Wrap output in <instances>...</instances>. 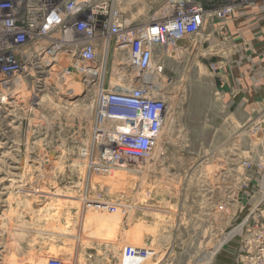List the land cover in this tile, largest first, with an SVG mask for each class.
<instances>
[{
	"label": "rangeland",
	"instance_id": "1",
	"mask_svg": "<svg viewBox=\"0 0 264 264\" xmlns=\"http://www.w3.org/2000/svg\"><path fill=\"white\" fill-rule=\"evenodd\" d=\"M165 2L121 0V8L140 26ZM199 51H158L171 120L138 174L90 171L82 154L98 151L92 88L39 69L21 76L0 108V264H135L124 261L127 246L154 251L137 264H242L252 255L244 163L264 151V109L251 117L222 109Z\"/></svg>",
	"mask_w": 264,
	"mask_h": 264
},
{
	"label": "built area",
	"instance_id": "2",
	"mask_svg": "<svg viewBox=\"0 0 264 264\" xmlns=\"http://www.w3.org/2000/svg\"><path fill=\"white\" fill-rule=\"evenodd\" d=\"M121 5V0H0V108L11 104L21 76L32 70L56 74L64 86L80 81L96 94L98 151L82 154L90 171L138 174L160 147L171 120L169 98L158 86V77L166 76L158 51L198 50L209 28L227 42V20L235 14L249 18L248 9L264 13V0H166L164 14L140 26L127 20ZM178 40H188L190 47H176ZM207 67L218 71L215 63ZM114 75L119 81L112 83ZM260 125L251 130L262 133ZM244 167L255 200L247 218L254 252L242 264H264V151ZM108 209L118 210L115 204ZM153 252L127 246L124 261L142 263ZM48 264L65 263L49 258Z\"/></svg>",
	"mask_w": 264,
	"mask_h": 264
},
{
	"label": "crops",
	"instance_id": "3",
	"mask_svg": "<svg viewBox=\"0 0 264 264\" xmlns=\"http://www.w3.org/2000/svg\"><path fill=\"white\" fill-rule=\"evenodd\" d=\"M247 14L251 16L235 14L227 20V42L209 28L199 52L207 66L218 67L214 73L207 68L222 109H243L251 117L264 109V13L248 9Z\"/></svg>",
	"mask_w": 264,
	"mask_h": 264
},
{
	"label": "bare ground",
	"instance_id": "4",
	"mask_svg": "<svg viewBox=\"0 0 264 264\" xmlns=\"http://www.w3.org/2000/svg\"><path fill=\"white\" fill-rule=\"evenodd\" d=\"M157 14H159L157 17H159V16H161V15H163L164 13L162 12L161 13V10H160V12H158ZM174 52H177L176 50H174V49H171V50H169V49H167V53L169 54V55H174ZM118 76L117 75H114V76H112V83H115V82H118L119 81V79L117 78ZM70 84H76V85H78V86H81V85H83L82 84V82H80V81H78V82H75V83H73V82H71ZM80 84V85H79ZM121 171V170H120ZM218 250H215V251H213V252H217Z\"/></svg>",
	"mask_w": 264,
	"mask_h": 264
},
{
	"label": "water",
	"instance_id": "5",
	"mask_svg": "<svg viewBox=\"0 0 264 264\" xmlns=\"http://www.w3.org/2000/svg\"><path fill=\"white\" fill-rule=\"evenodd\" d=\"M175 46L187 50L190 47V42L188 40H178L176 41Z\"/></svg>",
	"mask_w": 264,
	"mask_h": 264
}]
</instances>
